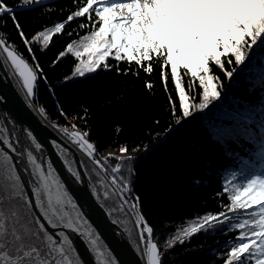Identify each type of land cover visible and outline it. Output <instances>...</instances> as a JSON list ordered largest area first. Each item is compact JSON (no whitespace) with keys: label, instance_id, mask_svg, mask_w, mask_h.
Segmentation results:
<instances>
[{"label":"snow or ice","instance_id":"6c2138e0","mask_svg":"<svg viewBox=\"0 0 264 264\" xmlns=\"http://www.w3.org/2000/svg\"><path fill=\"white\" fill-rule=\"evenodd\" d=\"M42 2L24 0L23 6H38ZM5 14L13 21L34 63L30 64L2 37L0 48L22 78L26 97L33 98L39 81L43 80L47 85L48 78L16 19V10L0 0V17ZM75 18H86L88 24L81 23L79 27L91 26L93 30L79 43L70 41L53 61L52 67L70 54L77 61L73 78L84 77L86 73H95L101 68L110 70L109 58L117 64L124 61L129 65L135 63L151 73L153 56L162 57V76L167 84L166 69L170 66L171 82L179 99L178 109L174 107V111L185 118L191 117L193 111L208 109L213 101L220 100L221 85L219 77L213 73V66L231 78L233 71L225 68V57H228L229 64L234 58L236 65H243L248 59L247 48L253 53L250 65H255L257 50H260L259 55H264V0H127L125 3L111 4L106 0H85L84 5L70 14L65 22H58L53 28L39 32L36 39L40 41L42 49L47 51L53 39L63 34ZM68 35L72 36L73 33L69 32ZM145 62L149 63L145 65ZM181 69L193 82H198L202 93L199 103H193L190 99ZM257 70L261 83H264V64L258 65ZM3 103L6 100L0 97V104ZM60 111L64 114L62 109ZM39 112L47 115L42 106ZM209 121L213 125L208 129L212 138L221 143L233 139L237 131L241 135L251 131L243 126L251 122L250 117L236 106L216 108ZM176 123L181 121L177 119ZM16 128V121L10 116L7 120L0 119V249L10 245L16 253L12 256L11 253L0 252V264H82L70 234L81 237L90 245L95 264H119L110 250L100 249L98 226L68 191L51 160L38 157L32 150H20ZM57 130L89 157L94 156L96 149L87 139V132L77 131L75 126L71 131L67 127ZM24 131L34 151L42 153V144L32 131ZM51 145L68 173L77 183H83L79 168L73 166L75 161L68 158L70 150L56 140H52ZM120 151L124 153L127 149L121 148ZM25 155L26 161L23 160ZM259 155L264 159V143ZM95 163L100 164V161ZM79 167L86 168L87 165L81 162ZM118 170L119 165L115 171ZM22 171L30 177L27 185L22 179ZM234 181L235 175L223 188L230 202L227 211L256 209L252 214L258 219L253 227L258 230L245 232L244 229L250 224L248 220L233 225L240 230L237 237L240 243L228 251L226 264H264V176L248 179L244 186L234 189L235 194H229V185ZM112 183L117 184L116 178ZM90 191L100 208H109L103 202L108 199L107 190L103 200L95 187ZM128 193V185L123 184L119 195L121 211L123 205L128 203ZM116 222L115 219L111 220V223ZM226 222L225 212L205 215L198 226L185 229L184 236ZM137 224L140 240L148 243L147 264H163L157 244L152 242L153 229L142 216Z\"/></svg>","mask_w":264,"mask_h":264},{"label":"trees","instance_id":"16d2710c","mask_svg":"<svg viewBox=\"0 0 264 264\" xmlns=\"http://www.w3.org/2000/svg\"><path fill=\"white\" fill-rule=\"evenodd\" d=\"M3 2L16 10V19L48 78L47 85L39 81L33 105L38 111L41 106L46 109L43 117L57 129L67 127L71 131L75 126V130L88 133L87 139L96 149L94 155L105 164L106 174L112 181L116 178L120 190L123 184L128 185L127 206L135 219L144 217L153 229L152 242L157 244L163 264H226L228 251L240 243V230L233 225L248 220L244 231L258 230L253 227L258 216L252 214L257 210L227 211L230 202L223 188L234 175L229 194H235L234 189L244 186L248 179L264 176V159L259 155L264 143V83L257 70L264 64L260 50L255 65H250L253 53L247 48L248 59L243 65H236L234 58L229 64L225 57V68L233 71L231 78L213 66L221 85L220 100L185 118L174 111L179 99L170 66L166 69L167 84L162 76V57L153 56L151 73L135 63L117 64L109 58L110 70L101 68L73 78L77 61L70 54L52 67L70 41L79 43L93 28L79 27L88 21L75 18L47 51L36 36L65 22L85 0H43L38 6H23L24 0ZM0 37L34 63L7 14L0 17ZM180 71L190 99L199 103L202 93L198 82ZM220 106H236L246 113L251 122L243 126L251 131L245 135L237 131L224 143L214 140L208 130L213 127L209 120ZM177 119L181 123L177 124ZM121 148L127 151L121 153ZM108 152H112L109 162L102 158ZM117 165L119 170L115 171ZM221 212H225L226 223L184 236V230L198 226L205 215Z\"/></svg>","mask_w":264,"mask_h":264},{"label":"water","instance_id":"95a60500","mask_svg":"<svg viewBox=\"0 0 264 264\" xmlns=\"http://www.w3.org/2000/svg\"><path fill=\"white\" fill-rule=\"evenodd\" d=\"M0 97L6 100V103L0 104V119L7 120L10 116L16 121L18 147L22 152L32 150L38 157H46L51 160L56 173H58L68 191L88 211L90 220L98 226V231L101 234L100 249L110 250L118 259L119 264H147V255L143 250L132 214L126 204L123 205V211L119 208V193L112 190L109 187L108 179L102 178L88 158L41 115L33 105L35 97H26L23 80L12 67L2 48H0ZM29 100H31L30 104L28 103ZM24 129L31 130L42 144L44 149L42 153L34 151ZM52 140H56L70 150L67 154L68 158L75 161L73 166L79 168L83 183H77L68 173L61 158L58 157L51 145ZM23 160L26 161V155ZM81 162L86 164L87 167H79ZM24 166L26 164L20 165V167ZM21 176L27 185L30 177L23 171ZM92 187L97 189L101 200H103L105 190L108 191V199L103 202L108 204L109 208L102 209L97 205L96 198L91 195L90 190ZM113 205H117V207L113 208ZM112 219L117 222L115 224L111 223ZM70 235L79 261L82 264H95V258L89 250L90 245L86 244L81 237L75 234ZM105 245H107V249H105ZM0 252L11 253L12 256L16 254L10 245L0 249Z\"/></svg>","mask_w":264,"mask_h":264},{"label":"rangeland","instance_id":"374dc122","mask_svg":"<svg viewBox=\"0 0 264 264\" xmlns=\"http://www.w3.org/2000/svg\"><path fill=\"white\" fill-rule=\"evenodd\" d=\"M110 2H112V3H125V2H127V0H109ZM69 140V139H68ZM70 141V140H69ZM72 143V142H71ZM76 148H78L79 149V151H81L87 158H88V160L91 162V164L97 169V171H98V173L101 175V177L102 178H104V179H108V181H109V187H111V189L112 190H115V191H117L118 193H119V195H120V189H119V187L118 186H116V184L114 185L113 183H112V179L110 178V176L108 175V174H106V167H105V164L100 160V159H98L97 157H95V155L93 156V157H89L85 152H83L79 147H78V145L77 144H75V143H72ZM110 155H112V152H108V153H105L104 155H103V157L102 158H104L105 159V161H106V159L108 158V156H110ZM100 161V164H96L95 163V161ZM110 160L109 159H107V162H109ZM127 205V204H126ZM128 207V206H127ZM129 209V208H128ZM130 211V210H129ZM132 214V213H131ZM132 217H133V215H132ZM133 219H134V222H135V224H136V227H137V231H138V234H139V238H140V228H139V226H138V224H137V221L139 220L138 218L137 219H135L134 217H133ZM141 241V240H140ZM141 244H142V247H143V250H144V252H145V255H147V248H148V243H147V241L146 240H144V241H141Z\"/></svg>","mask_w":264,"mask_h":264},{"label":"bare ground","instance_id":"6f19581e","mask_svg":"<svg viewBox=\"0 0 264 264\" xmlns=\"http://www.w3.org/2000/svg\"><path fill=\"white\" fill-rule=\"evenodd\" d=\"M96 172L98 173L97 169L95 168ZM99 174V173H98Z\"/></svg>","mask_w":264,"mask_h":264}]
</instances>
